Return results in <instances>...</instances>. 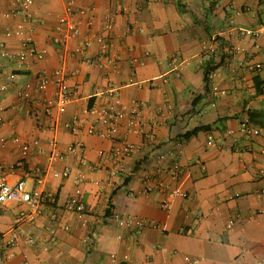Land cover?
<instances>
[{"label":"crops","instance_id":"1","mask_svg":"<svg viewBox=\"0 0 264 264\" xmlns=\"http://www.w3.org/2000/svg\"><path fill=\"white\" fill-rule=\"evenodd\" d=\"M87 4L95 7L92 28L83 23L81 34L64 49L51 41L63 2L36 0L31 36L39 48L47 49V57L28 68L0 59V85L7 84V90L0 92V140L5 139L0 141V164L14 168L9 182L25 180L30 187L49 165L53 139L62 154L81 144L84 156L99 164V152L113 144L88 133L90 126L99 129L90 111L117 96L128 109L141 105L145 130L153 128L147 145L179 146L182 188L189 198L177 200L170 212L163 211V194L145 193L147 165L140 167L141 157H136L125 163L136 165L138 172L127 184L101 169L88 173L81 196L86 212L70 213L66 204L76 186L72 178L61 175L66 168L78 169L79 153L68 154L51 164L60 176L49 174L44 187L55 203L46 206L35 223L20 226L6 264H264V131L259 129L258 136L238 132L250 113L264 116V0H89ZM11 9L12 0H0V44L16 53L19 42L4 35L9 26L21 22L20 17H3ZM117 9L123 13L107 32L105 16ZM99 33L111 41L113 66L82 62L83 57L99 61L101 46L95 38ZM77 48H83L84 55L76 54ZM62 58L72 102L63 114L39 121L34 115L37 109L19 102L16 93L33 85L39 71L51 73ZM210 58L217 67L206 85L203 73ZM11 73L15 79L8 82ZM54 92L52 86L48 97L53 98ZM31 94L34 101L43 98L34 87ZM196 97L200 98L192 107ZM204 125H211V130L189 141L182 139ZM12 137L19 138V144L11 143ZM34 140L39 141L38 149L24 157L22 145ZM191 159L201 162L204 170ZM21 209L15 203L0 204V235L6 239ZM124 214L158 228L139 233L120 229L111 218ZM182 228L187 234L180 232Z\"/></svg>","mask_w":264,"mask_h":264},{"label":"built area","instance_id":"2","mask_svg":"<svg viewBox=\"0 0 264 264\" xmlns=\"http://www.w3.org/2000/svg\"><path fill=\"white\" fill-rule=\"evenodd\" d=\"M53 1L63 2V9L56 17L57 28L51 41L54 46L65 49L71 40L81 34L83 23H85L88 29L92 28V14L95 11V7L92 4H87L89 0ZM35 2L36 0H12V9L3 14L5 19L12 17L21 18L19 24L9 26L4 32L6 38H16L19 42L20 50L16 53L11 52L5 44L1 43V60H7L18 66L28 68L39 66L47 57V49L39 48L31 36L32 29L30 24L33 21L31 8ZM122 13L123 9H117L108 13L104 19V30L111 32L115 27L116 18ZM95 38L101 46L99 61L94 58L83 57L82 62L92 66H113L115 61L110 56L111 41L100 33ZM75 53L84 55L85 51L83 48H77ZM212 77L213 75L211 74L210 79ZM14 79L15 74L11 73L7 81L13 82ZM52 86L55 87V92L53 98H49L47 94ZM32 87L43 96L42 100L38 102L34 101L31 94ZM6 90L7 84L0 85V92H5ZM16 96L19 102L27 103L33 109H37L34 115L39 121L48 120L53 116L63 114L73 99V92L68 85L65 58L61 59L60 64L51 73L39 71L36 74L35 83L33 85L26 84L22 89L17 91ZM90 114L94 117L95 124L99 126V129L95 125L90 126L88 133L100 139L108 140L113 144L109 150L99 152V164H92L84 156V147L79 143L70 146L66 154L60 153L55 139L50 143L53 150L48 157L49 165L47 169L33 179L30 187L27 186L25 180L11 184L8 177L14 168L0 164V204L15 203L22 208L14 220L9 237L6 239L4 235H0V264H6L10 251L15 247L20 237V226L25 222L30 224L35 223L43 217L46 206L55 203V200L45 193L44 187L49 174L54 178L60 176V174L51 170V164L62 160L68 154L79 153L78 169L73 172L70 168H66L61 175L66 179L72 178L76 186L74 195L66 204V210L70 213L83 214L86 212V206L81 200V196L82 185L86 181L88 173L101 169L109 177L117 176L122 180L133 179L138 173L137 166L128 167L125 163L136 157H141L138 161L140 167L147 165V167H144L142 180L145 193H162L163 198L160 208L163 211L170 212L177 200H187L189 198V194L182 188L183 167L181 163V149L178 145H169L162 148L160 145L150 144L153 138V128L145 130L140 104L136 103L133 109H128L117 96H114L111 103L99 108H93ZM1 124H3V119L0 115ZM50 130L54 131L55 127L50 126ZM73 130L76 132L77 127H74ZM238 132L245 136H258L260 133L258 127L251 123L248 118L240 123ZM128 136L145 138L146 140L144 139L145 141L142 143H135L129 140ZM0 141L5 142V139H1ZM146 141L150 143L147 145ZM10 142L19 144L20 141L19 138L12 137L10 138ZM38 147V140L23 144V156L27 157ZM191 161L201 165L204 170V165L201 162L193 159ZM111 220L120 229L138 233L147 228H158L157 224L148 222L132 214L114 215ZM231 224L232 222L229 227ZM180 232L187 234V231L183 228Z\"/></svg>","mask_w":264,"mask_h":264},{"label":"trees","instance_id":"3","mask_svg":"<svg viewBox=\"0 0 264 264\" xmlns=\"http://www.w3.org/2000/svg\"><path fill=\"white\" fill-rule=\"evenodd\" d=\"M220 60H219V64H221L224 61V58L222 56H220ZM216 64L214 63L213 59H209L206 63H205V67H204V73H203V81L204 83L207 85L210 82V75L212 74V72L216 69ZM257 93H261L260 91H257ZM200 97H196L193 102H192V107H195L197 104V101ZM248 119L250 120L251 123H253L254 125H256L258 127V129H262L264 131V116L258 114V113H250L248 115ZM212 126L211 125H204V126H197L194 129H192L191 131L186 132L183 136L182 139L184 141H189L190 139L196 137L199 133L201 132H209L211 130ZM129 181H131V179L129 180H124L123 184H127ZM109 213V210H108Z\"/></svg>","mask_w":264,"mask_h":264}]
</instances>
